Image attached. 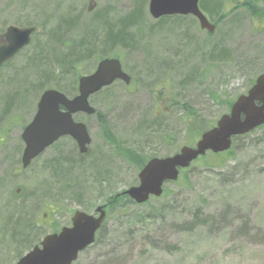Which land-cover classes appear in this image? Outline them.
Returning <instances> with one entry per match:
<instances>
[{"label":"rangeland","instance_id":"obj_1","mask_svg":"<svg viewBox=\"0 0 264 264\" xmlns=\"http://www.w3.org/2000/svg\"><path fill=\"white\" fill-rule=\"evenodd\" d=\"M149 1L0 0V44L10 25L38 28L0 68V264H15L46 234L71 225L76 211L96 213L113 193L138 185L144 160L194 145L193 134L214 125L264 73V16H253L252 0H221L218 8L201 0L214 31L193 15L155 19ZM100 13L115 25L132 19L123 39L103 45L94 24ZM86 34L98 44L65 77L55 54H68ZM105 57L119 58L132 81L91 96L99 117L75 116L88 126V154L63 137L24 169L21 134L41 93L76 95L79 77ZM106 212L95 243L73 264H264V127L235 140L227 155L208 153L161 197ZM25 232L34 243L25 244Z\"/></svg>","mask_w":264,"mask_h":264},{"label":"water","instance_id":"obj_2","mask_svg":"<svg viewBox=\"0 0 264 264\" xmlns=\"http://www.w3.org/2000/svg\"><path fill=\"white\" fill-rule=\"evenodd\" d=\"M200 0H150L149 11L159 19L167 15H193L203 29L214 31L199 6ZM89 10H92L90 5ZM34 27L10 26L4 35L5 44L0 46V67L12 59L31 42ZM116 80L126 84L131 77L123 70L117 58L101 60L96 70L83 75L78 81V94L72 98L57 89L45 90L37 103L32 121L24 128L22 140L25 144L21 162L24 168L50 146L65 136L72 137L78 144L79 152L86 154L91 136L84 122L76 121L78 113L94 115L96 109L89 98L112 85ZM264 125V73L260 74L246 94L240 95L230 111L223 114L216 125L204 132L194 146L185 145L168 157H154L139 172V184L122 194L138 204L147 202L151 196L160 197L166 182L176 181L180 170L186 169L207 152L222 153L232 147L233 139L243 136ZM105 205L96 208L94 214L76 211L71 226L59 232L46 235L39 245L26 252L15 264H73L80 252L95 242L96 234L106 218Z\"/></svg>","mask_w":264,"mask_h":264},{"label":"trees","instance_id":"obj_3","mask_svg":"<svg viewBox=\"0 0 264 264\" xmlns=\"http://www.w3.org/2000/svg\"><path fill=\"white\" fill-rule=\"evenodd\" d=\"M220 1L221 0H216V5H214V6L215 7L217 6V8H218L221 5ZM252 1L255 3V8H253V7L251 8L252 12H253V16H258L259 18H261L262 16H264V10L263 9H259L258 5L256 3H262L264 5V0H252ZM202 5H203L204 8H207L206 0H202ZM163 19L164 18H162L161 21ZM68 20L69 19H67L66 21H60V23H61L60 27H63L62 24H66L68 26L69 25ZM131 20L132 19L130 17L127 18V19H122V20H120L119 23H117L115 25L114 23H111V18L109 17V15L107 13L98 14L97 18H95V20H94V24H97L96 27L98 29H100V28L103 29V41H104L103 45L105 46L106 44H109V43H112V42H119L118 40L123 39V37H125L124 36L125 30H127L129 28ZM54 34L57 35V36H54L55 37V41L57 40L56 42H58L60 46H63L65 44V38H63V33H61V31L57 30V31L54 32ZM91 35L86 34L85 37H84V40L82 41V43H80L81 45L74 44V46L70 47V51H69L68 54H66V55H62V54H58V53L55 54V61H57V63H59L58 67L63 71L62 74L65 75V77H69L72 74L74 75L76 73L74 68L77 67V63L78 62H80L82 60L84 61L85 59H90L91 58L92 52L95 50L96 45L98 44V43H95V42L92 43V40H95V36L92 35V37H90ZM224 51L225 50H219L217 55L226 54V52H224ZM255 78H254V80H252V85H253V83L255 81ZM232 103H233V101L230 103V107H231ZM8 108H9V105H8ZM96 116L97 117L100 116L99 112L97 113ZM195 125H196V123H195ZM211 127H212V124L210 126H208V127L201 128L200 130H198V132L196 131V133L193 134V140L197 141V139L200 137V135L204 131L208 130ZM239 137H241V136H239ZM239 137H236L235 140L239 139ZM230 151L231 150H229L228 152H225V153L215 154V157H220V156H223V155H227V154L230 153ZM150 158L151 157H149L148 159H150ZM148 159L144 160L143 163H140L139 167L141 168L148 161ZM204 160H206V156L201 157L195 163L204 162ZM195 163H193V165ZM187 171H188L187 169L183 170L181 172V175L182 174L186 175ZM107 203H108L107 206H109V209L112 210V209H114V208H116L118 206H124V205H128V204H132L134 202L128 197V195H122L121 192H115V193H113L110 196V198H109ZM20 224L16 223V225H18V226ZM26 226H27V224H26ZM24 231H26V229H24ZM17 233H18V231L16 232V234ZM23 236H24V234H23ZM27 236L28 235L25 232V236H24V239L26 241L25 244L26 245H30V244L34 243V241H32L31 239H28ZM24 239H23V241H24ZM37 244H35V245H37ZM32 247L33 246H29L28 248L31 249Z\"/></svg>","mask_w":264,"mask_h":264},{"label":"flooded vegetation","instance_id":"obj_4","mask_svg":"<svg viewBox=\"0 0 264 264\" xmlns=\"http://www.w3.org/2000/svg\"><path fill=\"white\" fill-rule=\"evenodd\" d=\"M3 42V41H2Z\"/></svg>","mask_w":264,"mask_h":264}]
</instances>
